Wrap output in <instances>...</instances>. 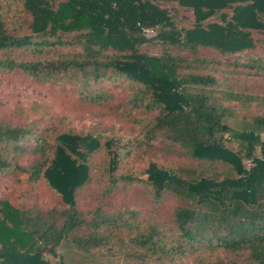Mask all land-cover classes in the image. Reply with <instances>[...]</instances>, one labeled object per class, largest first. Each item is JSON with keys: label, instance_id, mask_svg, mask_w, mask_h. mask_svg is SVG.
Instances as JSON below:
<instances>
[{"label": "trees", "instance_id": "16d2710c", "mask_svg": "<svg viewBox=\"0 0 264 264\" xmlns=\"http://www.w3.org/2000/svg\"><path fill=\"white\" fill-rule=\"evenodd\" d=\"M17 1L31 16L19 24L29 31L0 20V67L44 86L54 101L0 105V170L20 172L15 199H0V264H50L48 255L57 264H264V161L250 169L245 162L264 153V38L254 36L264 31V0H176L192 10L193 27L178 26L177 9L159 0ZM217 14L220 22L205 23ZM66 33L74 34L64 41ZM152 41L160 48L150 54L144 45ZM68 43L79 51L56 59L51 48L45 52ZM21 51L36 55L18 62ZM224 72L232 74L229 83ZM113 75L132 82L125 98L101 91L63 97L71 82L103 84ZM59 102L100 126L76 131L54 112ZM110 119L138 131L133 143L141 155L161 141L222 161L227 173L150 160L145 173L156 200L166 193L177 202L163 221L158 211L132 223L129 209L103 205L88 217L76 191L89 179L88 157L102 139L110 169L117 165L116 139L100 130ZM33 186L54 190L63 206L23 203Z\"/></svg>", "mask_w": 264, "mask_h": 264}, {"label": "rangeland", "instance_id": "374dc122", "mask_svg": "<svg viewBox=\"0 0 264 264\" xmlns=\"http://www.w3.org/2000/svg\"><path fill=\"white\" fill-rule=\"evenodd\" d=\"M157 4L162 5L167 9H177L176 23L181 27H193L195 25V18L192 10L187 6H180L176 0H159ZM223 12L231 14V9L226 8ZM24 18L31 19L29 14H25L22 11V5L17 0H0V20L5 23L9 28L18 26L23 22ZM220 22L219 14L208 18L206 22ZM19 33L28 32L27 25H19L17 28ZM74 33H66L64 35V41L73 36ZM146 37L154 38L156 32L148 29L145 32ZM254 36L264 38L263 30H254ZM51 48V52L48 54L50 57H58V54H62L63 57H67L74 51H79L77 44H63L58 47H46ZM58 48V49H56ZM160 48L155 41L148 42L144 45L146 52L152 54L157 52ZM58 50V51H56ZM36 53L21 51L17 53L20 62L25 59V56L33 58ZM17 70V69H13ZM20 73H23L19 71ZM226 77V83H229L232 78V74L224 72ZM61 83V82H60ZM132 85V82L123 78L113 75L111 79L105 80L102 84L100 82H88L76 81L67 84L66 92L63 93L64 98H69L73 94L80 95L85 93L96 94L98 92L113 93L118 98H125L128 96L126 88ZM131 89L129 88V92ZM40 96L47 100V102L54 101L51 95H48V90L44 86L35 85L32 83L31 78H27L23 74L16 72H7L3 67H0V105L9 104L12 105L17 101L30 100L34 102L35 98ZM62 99L61 96L55 100ZM13 106V105H12ZM63 105L60 104L54 112H59L63 115V121L75 128L76 131L88 132L93 131L96 126L94 119L78 120L79 115L69 109H63ZM1 114V111H0ZM144 116L149 117L148 113ZM142 122V121H141ZM143 124V123H142ZM97 126H100L97 124ZM102 132H105L107 136L114 137L116 142L112 148L117 151V165L114 169H110L112 154L109 152L108 147L104 144V140H101L100 147L94 150L88 157V164L90 167L89 179L77 189L76 202L77 208L84 215L91 217L97 207L103 205L106 209L124 210L129 209L132 211L133 216H128V219L132 223L138 222L137 218H145L151 220V216L154 217L156 212H160L161 221H163L167 215L176 207V199L169 194L164 193L162 197L156 200L154 196V187L147 181V173L145 169L147 163L150 160L155 161L164 166H185L197 169L204 175L219 174V176L227 173L228 166L222 161L202 160L199 158H193L185 153V151L177 146L167 145L165 142L156 141L150 148L143 147L145 155H141L139 148L133 143L136 141L134 135L138 133L135 131L131 134V130L128 126H125L117 119H110L107 123L100 127ZM264 138V135H263ZM229 146L236 147V142H227ZM28 157L22 159V164ZM20 172L16 173L12 166L4 167L0 170V199L14 198V193L19 188L17 177ZM117 178L119 181L117 186L113 185V180ZM37 202V206L52 207L54 205L62 207L63 204L59 196L52 189H46L44 187L35 188L33 186V193L26 192L24 195V202L27 204H34ZM157 202V203H155ZM1 216V214H0ZM136 216V217H134ZM134 218V219H133ZM3 219V218H1ZM4 226L15 227L16 224L10 220H5ZM17 233H13L9 240L12 241ZM18 245V244H17ZM2 248V242H0V249ZM50 264H57L58 257L47 256Z\"/></svg>", "mask_w": 264, "mask_h": 264}, {"label": "built area", "instance_id": "2783aa9c", "mask_svg": "<svg viewBox=\"0 0 264 264\" xmlns=\"http://www.w3.org/2000/svg\"><path fill=\"white\" fill-rule=\"evenodd\" d=\"M256 160L264 161V153H255L249 157L245 158V162L247 165V168L250 169L253 165H255Z\"/></svg>", "mask_w": 264, "mask_h": 264}]
</instances>
